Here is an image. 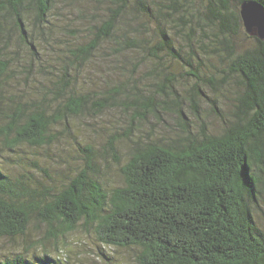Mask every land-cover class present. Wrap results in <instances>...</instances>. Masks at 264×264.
<instances>
[{
	"label": "trees",
	"instance_id": "trees-1",
	"mask_svg": "<svg viewBox=\"0 0 264 264\" xmlns=\"http://www.w3.org/2000/svg\"><path fill=\"white\" fill-rule=\"evenodd\" d=\"M246 1L264 5V0H0V50L8 48L12 32L27 42L31 20L34 30L44 32L58 4L89 2L103 15L89 21L91 39L70 51L74 66L91 61L105 42L112 44L111 58L134 69L146 60L161 65L166 56L182 61L177 44L184 38L193 54L211 47L226 52L229 71L242 86L233 121L217 134H194L182 101L165 84H157L159 93L145 95L123 83L104 102H92L98 112L119 104L131 110L125 138L131 141L135 124L139 130L148 117L159 118L160 109L174 106L182 136L133 141L122 182L110 189L99 179L92 146L84 148L87 168L54 191L12 179L0 166V239L26 236L37 218L47 228L43 242L84 228L106 247L136 250V264H264V232L255 217L264 185V42L254 38L256 47L235 48L243 30L239 7ZM9 69V60H0V80ZM66 71L62 93L56 94L63 98L58 109L51 111L45 98L6 113L9 147L50 145L55 125L87 110L90 96L73 91ZM116 141L108 145L112 152ZM42 245L31 246L37 253ZM36 253L0 264H64L48 252Z\"/></svg>",
	"mask_w": 264,
	"mask_h": 264
},
{
	"label": "rangeland",
	"instance_id": "rangeland-1",
	"mask_svg": "<svg viewBox=\"0 0 264 264\" xmlns=\"http://www.w3.org/2000/svg\"><path fill=\"white\" fill-rule=\"evenodd\" d=\"M94 15L103 14L89 2L74 7L58 4L50 16L52 24L44 32L34 30L31 20L27 24V42L12 32L8 48L0 50V60L10 63L9 72L0 80V166L12 179L32 188L54 191L84 171L89 164L84 152L86 146H92L95 151L96 171L104 188H115L122 182L121 167L131 155L133 141L141 136L143 141L170 142L182 136L177 108L172 106L171 110L160 109L159 118L148 117L139 130L135 124L133 140L125 139L131 129V110L126 111L120 104L110 105L101 112L93 107L94 103L104 102L123 83L141 88L145 95L159 93L157 84H165L166 91H174L182 101L185 120L194 134L202 130L217 134L233 121L241 82L229 71L228 54L224 51L220 54L213 47L204 51L197 48L193 54L190 43L180 38L177 49L184 60L166 56L161 65L146 60L134 69L111 58L112 44L105 42L91 61L74 66L70 51L91 39L88 24ZM234 45L238 52H245L256 47L257 42L243 29ZM67 69L73 91L91 98L87 110L77 116H67L55 125L52 130L55 139L50 145L9 147L6 113L19 104L39 105L45 98L51 111L58 109L63 105V98L56 94L62 93L59 83ZM131 93H135L133 88L129 90ZM114 138L117 152L108 148ZM257 203L255 217L264 232V185ZM46 232V226L34 218L26 236L0 239V260L17 254L31 258L36 253V247L31 246L34 243L45 245L37 247L40 252L36 254L48 252L64 264H136V250L106 247L93 231L79 228L65 237L43 242Z\"/></svg>",
	"mask_w": 264,
	"mask_h": 264
},
{
	"label": "water",
	"instance_id": "water-1",
	"mask_svg": "<svg viewBox=\"0 0 264 264\" xmlns=\"http://www.w3.org/2000/svg\"><path fill=\"white\" fill-rule=\"evenodd\" d=\"M239 14L245 33L264 42V5L257 1L243 2Z\"/></svg>",
	"mask_w": 264,
	"mask_h": 264
}]
</instances>
